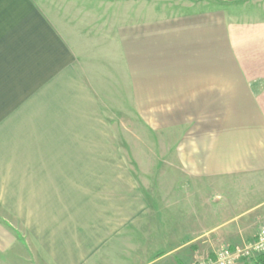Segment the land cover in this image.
<instances>
[{
	"label": "crops",
	"instance_id": "0c3cea01",
	"mask_svg": "<svg viewBox=\"0 0 264 264\" xmlns=\"http://www.w3.org/2000/svg\"><path fill=\"white\" fill-rule=\"evenodd\" d=\"M125 107L160 179L171 173L173 250L212 252L264 226V0H0V252L12 264L26 260L11 226L42 264L159 259L137 258L153 243L136 219L157 214L122 157L138 153L120 146Z\"/></svg>",
	"mask_w": 264,
	"mask_h": 264
},
{
	"label": "rangeland",
	"instance_id": "374dc122",
	"mask_svg": "<svg viewBox=\"0 0 264 264\" xmlns=\"http://www.w3.org/2000/svg\"><path fill=\"white\" fill-rule=\"evenodd\" d=\"M119 118L120 122L117 126L119 131L120 146L124 147L126 152H129L130 150L131 152H138L137 154H124L122 157L124 158L125 162L130 163L134 167L135 171L133 172L135 173L139 190L147 195L149 198L147 199L149 205L151 204V207L156 211L157 214V216L149 219H136V225L140 226L141 228H144L145 226L148 228L151 227V241L153 243L150 255L146 257L145 253L139 251L145 256V258H137L145 261L146 259L154 260V258L159 257V259L152 264H177V260H180L185 264H203L212 260L209 254L213 253L215 256L223 249H228L229 251L234 252L237 256L235 258L234 264L242 260L251 261L249 258L241 256L238 253V250L248 246V244H250V242L253 240L254 236L247 240L243 239L242 241L235 244L219 245L217 249L212 252L208 250L196 251V245L195 248L191 249L190 251H179L172 249L179 245V242H181L179 240L180 236L177 235V233H179L181 229L178 223L182 222V220L176 218V192L174 187L169 186L171 183V179H169L171 173L167 172L168 177L164 176L163 180H161V172L159 170L160 156L158 154L150 155L143 153V149L146 147L142 135L144 130L143 123L128 122V113L126 107L123 109V112L120 113ZM133 132L136 133V136L132 135ZM154 141H156V143H153L152 146L158 147V139L156 138ZM144 205L145 204H142L141 208H143ZM184 221L188 223L187 227L188 230H190L191 219ZM120 222L122 223L123 220H120ZM11 228L16 232L14 237H16L17 242H19L24 249L22 252L25 255L24 258L26 262L24 261L25 263L22 262V264H42V261H40V259H42L41 255L36 252V250H31L32 243L30 237L25 234H18L17 228L15 226H11ZM190 246H192V242H190ZM138 247L136 249H138ZM161 247L162 249L160 250ZM124 255V258L128 257V254L126 253ZM188 255H197V257L193 260L191 259L190 263H187L188 258H191ZM11 262L14 263L15 261L11 257H7L6 253L0 252V264H10Z\"/></svg>",
	"mask_w": 264,
	"mask_h": 264
},
{
	"label": "built area",
	"instance_id": "2783aa9c",
	"mask_svg": "<svg viewBox=\"0 0 264 264\" xmlns=\"http://www.w3.org/2000/svg\"><path fill=\"white\" fill-rule=\"evenodd\" d=\"M238 253L249 259L264 253V226L258 230L250 244L238 250ZM236 257L234 252L223 249L220 253L216 254L211 261L203 264H234Z\"/></svg>",
	"mask_w": 264,
	"mask_h": 264
},
{
	"label": "trees",
	"instance_id": "16d2710c",
	"mask_svg": "<svg viewBox=\"0 0 264 264\" xmlns=\"http://www.w3.org/2000/svg\"><path fill=\"white\" fill-rule=\"evenodd\" d=\"M253 264H264V253L250 259Z\"/></svg>",
	"mask_w": 264,
	"mask_h": 264
}]
</instances>
